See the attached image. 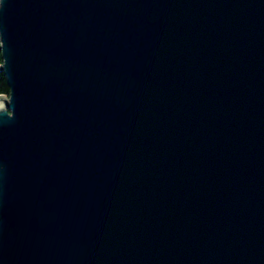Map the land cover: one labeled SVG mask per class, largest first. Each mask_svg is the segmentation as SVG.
<instances>
[{
    "label": "water",
    "instance_id": "water-1",
    "mask_svg": "<svg viewBox=\"0 0 264 264\" xmlns=\"http://www.w3.org/2000/svg\"><path fill=\"white\" fill-rule=\"evenodd\" d=\"M0 264H264V0H0Z\"/></svg>",
    "mask_w": 264,
    "mask_h": 264
},
{
    "label": "trees",
    "instance_id": "trees-1",
    "mask_svg": "<svg viewBox=\"0 0 264 264\" xmlns=\"http://www.w3.org/2000/svg\"><path fill=\"white\" fill-rule=\"evenodd\" d=\"M1 65H2V56H1V50H0V95L8 96L9 87H8L5 75L3 71L1 70Z\"/></svg>",
    "mask_w": 264,
    "mask_h": 264
},
{
    "label": "rangeland",
    "instance_id": "rangeland-1",
    "mask_svg": "<svg viewBox=\"0 0 264 264\" xmlns=\"http://www.w3.org/2000/svg\"><path fill=\"white\" fill-rule=\"evenodd\" d=\"M1 98V97H0Z\"/></svg>",
    "mask_w": 264,
    "mask_h": 264
}]
</instances>
